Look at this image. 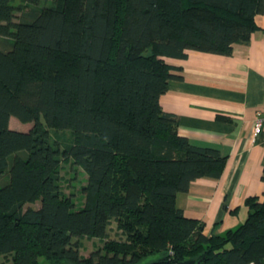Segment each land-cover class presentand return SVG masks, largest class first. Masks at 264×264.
I'll return each mask as SVG.
<instances>
[{
  "label": "trees",
  "instance_id": "16d2710c",
  "mask_svg": "<svg viewBox=\"0 0 264 264\" xmlns=\"http://www.w3.org/2000/svg\"><path fill=\"white\" fill-rule=\"evenodd\" d=\"M17 11L0 0V256L264 264V195L247 198L244 222L222 235H205L177 207L192 181L221 176L226 156L179 136L160 106L168 81L182 79L164 59L229 55L249 41L264 0H57L20 19ZM12 117L32 127L13 130ZM50 128L70 131L73 144L60 151ZM63 156L87 175L81 208L60 192ZM83 237L103 245L84 257Z\"/></svg>",
  "mask_w": 264,
  "mask_h": 264
},
{
  "label": "crops",
  "instance_id": "0c3cea01",
  "mask_svg": "<svg viewBox=\"0 0 264 264\" xmlns=\"http://www.w3.org/2000/svg\"><path fill=\"white\" fill-rule=\"evenodd\" d=\"M254 21L249 41L235 43L229 55L189 50L185 59H164L181 68L175 74L182 79L168 81L162 110L177 117L179 136L226 156L219 178L196 179L176 195L177 207L207 236L239 227L248 214L245 200L264 195V129L254 135L255 119L264 115V12ZM9 125L21 132L32 126L13 117Z\"/></svg>",
  "mask_w": 264,
  "mask_h": 264
},
{
  "label": "rangeland",
  "instance_id": "374dc122",
  "mask_svg": "<svg viewBox=\"0 0 264 264\" xmlns=\"http://www.w3.org/2000/svg\"><path fill=\"white\" fill-rule=\"evenodd\" d=\"M14 4L18 9L17 19H20L32 9L46 10L55 7L57 5V0H38L37 2H35V0H14ZM14 122L16 123V121ZM49 135L51 143L55 144L60 151H63L74 142V135L70 131L50 128ZM59 184L60 192L63 197L72 198L76 208L83 207L86 201V195L83 193V189L87 186V175L81 167L74 164L71 159H66L64 156L61 157ZM29 206L38 208L40 204L39 202H35L33 205ZM115 228L116 223H113L112 228L110 227L109 230V237L114 238L116 234ZM79 244L80 254L84 257H88L92 251L102 247L103 240L83 237L79 240ZM10 258V255L0 256V264H10Z\"/></svg>",
  "mask_w": 264,
  "mask_h": 264
},
{
  "label": "built area",
  "instance_id": "2783aa9c",
  "mask_svg": "<svg viewBox=\"0 0 264 264\" xmlns=\"http://www.w3.org/2000/svg\"><path fill=\"white\" fill-rule=\"evenodd\" d=\"M262 129H264V115L258 113L257 118L255 119L254 122V135L260 134Z\"/></svg>",
  "mask_w": 264,
  "mask_h": 264
},
{
  "label": "water",
  "instance_id": "95a60500",
  "mask_svg": "<svg viewBox=\"0 0 264 264\" xmlns=\"http://www.w3.org/2000/svg\"><path fill=\"white\" fill-rule=\"evenodd\" d=\"M178 264H195L194 261H183V262H179Z\"/></svg>",
  "mask_w": 264,
  "mask_h": 264
}]
</instances>
